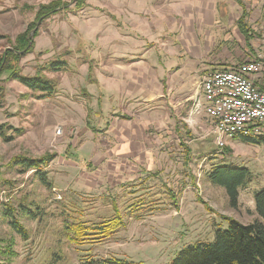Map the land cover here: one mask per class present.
I'll list each match as a JSON object with an SVG mask.
<instances>
[{
	"label": "rangeland",
	"instance_id": "rangeland-1",
	"mask_svg": "<svg viewBox=\"0 0 264 264\" xmlns=\"http://www.w3.org/2000/svg\"><path fill=\"white\" fill-rule=\"evenodd\" d=\"M56 1V6L70 3L69 10L46 9ZM72 2L0 0V63L19 35L29 38L23 55L15 53L18 60H10L11 70L0 75V264H81L88 259L172 264L188 247L213 243L228 221L257 220L254 197L264 190V145L236 137L225 138L220 148L209 120L197 112L205 106L202 77L244 61L245 54L238 57L243 44L232 60L224 57L226 49L219 50L223 37H195L208 41L202 46L204 62L194 69L173 65L164 78V85L185 80V90L165 85L161 99L143 106L123 94L107 99L106 82H114L116 90L121 81L107 66L121 67L122 59L106 58L102 29L97 33L102 44L91 42L99 21L93 20L91 8L77 11ZM85 2L102 8L98 14L105 23L106 1ZM263 6L264 0L221 4L233 12L225 22L238 33L239 16L244 12L242 24L251 31L253 11L261 17ZM113 31L122 35L123 29L118 25ZM171 41L162 51L146 41L145 63L156 71L170 68L164 54L170 48L177 50L176 57L187 58L181 43ZM243 48L248 51V42ZM206 52L213 55L208 61ZM58 61L66 62L65 70L48 71ZM12 71L52 82L54 94L44 99L14 81ZM127 103L135 106L128 111ZM20 160L43 164L28 169ZM224 166L250 174L235 208L224 189L207 179L214 167ZM6 212L25 237L11 228Z\"/></svg>",
	"mask_w": 264,
	"mask_h": 264
},
{
	"label": "crops",
	"instance_id": "crops-1",
	"mask_svg": "<svg viewBox=\"0 0 264 264\" xmlns=\"http://www.w3.org/2000/svg\"><path fill=\"white\" fill-rule=\"evenodd\" d=\"M105 1L107 8L106 11H104L105 23H103L104 19L98 14V11L100 12V9H102L100 6H92L91 4L88 7L86 4V7L89 9L91 8L90 15L93 17V20L99 21L97 30L94 33L95 35L90 39L91 42L102 44L97 34L101 32L102 29L105 34V48L107 49L106 58L112 59L111 57H113L116 59L118 57L122 59L121 67L107 66V71L112 74L118 73L121 76L120 83L115 85L116 90H113L114 82L113 84L110 81L111 84L108 81L106 82L105 95L107 99H117L123 94L128 100L138 99L141 101V106H143L161 99L165 92V85L176 92H179L178 90H185L187 88L185 80H181L179 86H176L174 83V85H168V83L164 85V78L167 77V73L173 68V65L179 67L182 64L184 67H192V69H194L204 62V59L202 60V46L204 44L207 46L208 41L205 43L200 41V37L203 35L204 38L210 40H216V37H223L222 45H220L222 47H220L219 50L226 49L227 52L220 51L219 53L225 52L224 57L227 59L231 58L232 60L237 59V57H231V55L237 53L235 52V48L237 47L238 49V47L241 46L240 44L244 46V44L247 43V39L241 33L239 26L238 33L234 31L235 28H231V22H225V17L231 18L233 12H227L225 8L221 7L224 0ZM258 15L260 14H258L257 10H255V12L253 11L252 17L249 20L253 22L252 24L250 22L251 31H256V26L259 27L261 17ZM242 16L246 18L244 12L239 17L241 18ZM240 18H238V20ZM255 23H257V25H255ZM118 25H121L123 29L122 35L113 31L114 26ZM226 27L231 29L230 32H235L234 35H227L225 31ZM245 30L248 31V44H250L252 37L250 34L251 31H249L248 28ZM173 34H178V37L172 39ZM195 37H199L200 40L197 41ZM159 38H161V41ZM171 40H174L179 47L181 43L182 51L185 50L188 53L187 58L182 56L176 57L178 55L176 52L177 50L172 52L173 49L170 48L171 52L164 53L165 56L171 60L170 68L158 69L156 71V66L152 67L145 63L144 59L147 58V56L145 52H143L142 46L147 43L146 41H148V43L158 44L157 49L162 51L164 45L172 43ZM182 42H185V44ZM230 43H237V46L230 49L227 47ZM243 46H241L243 50L238 49V57L245 54L247 56L246 59L251 58L253 55L251 47L248 48V51H244L245 48H243ZM165 49H167V46H165ZM208 52H210V50ZM208 52L205 54V56L207 55L205 57L206 61H208L207 58L211 59L213 56L212 54L208 56ZM159 59L160 61L162 60L161 58ZM174 76V74H171V78L174 79ZM133 90L134 92L131 93ZM127 105L129 107L128 111H130V107L135 106L130 103H127ZM204 117L206 118L205 115Z\"/></svg>",
	"mask_w": 264,
	"mask_h": 264
},
{
	"label": "trees",
	"instance_id": "trees-1",
	"mask_svg": "<svg viewBox=\"0 0 264 264\" xmlns=\"http://www.w3.org/2000/svg\"><path fill=\"white\" fill-rule=\"evenodd\" d=\"M55 3V4H53ZM53 5L46 6V9L60 8V12H66L70 3L61 2V6H56L58 1L53 2ZM73 7L80 11L86 7L85 0H73ZM51 11V10H50ZM49 11L48 14L51 12ZM41 16L40 19H42ZM243 16L238 20V26L241 33L249 41L247 30L244 29L242 24ZM27 33L21 34L16 38L15 49L7 52L5 63H0V75L8 72L10 69V60H18L19 56L15 53L21 52L27 47L29 38ZM37 33L34 34L36 38ZM248 36V37H247ZM32 46V44H31ZM30 46V47H31ZM16 56V57H15ZM22 57V56H21ZM16 58V59H13ZM66 68L65 61H58L51 63L48 66V71L58 73L64 71ZM12 79L23 85L25 88L35 92L41 93L45 99L50 97L55 92V86L52 82L45 80L41 77L25 78L17 75L14 71ZM0 88V98L1 95ZM246 143L263 144L264 137L251 139L243 138ZM19 164L28 169H37L43 164L42 161H25L20 160ZM250 178L248 170L243 168L231 167H214L208 174V180L211 184L217 185L224 189L231 207L235 208L238 205L239 191L245 186ZM255 212L258 217L253 223L242 224L238 221H228V228L225 230H218L215 234L213 243L210 244H197L188 247L181 251L178 257L172 264H264V190L255 194ZM7 219L9 220L11 228L22 237H25V232L16 222L14 216L10 212H6ZM81 264H134L117 259H88Z\"/></svg>",
	"mask_w": 264,
	"mask_h": 264
},
{
	"label": "built area",
	"instance_id": "built-area-1",
	"mask_svg": "<svg viewBox=\"0 0 264 264\" xmlns=\"http://www.w3.org/2000/svg\"><path fill=\"white\" fill-rule=\"evenodd\" d=\"M260 21L249 44L252 57L207 73L200 83L205 106L197 112L209 120L220 148L225 138L264 137V6Z\"/></svg>",
	"mask_w": 264,
	"mask_h": 264
},
{
	"label": "water",
	"instance_id": "water-1",
	"mask_svg": "<svg viewBox=\"0 0 264 264\" xmlns=\"http://www.w3.org/2000/svg\"><path fill=\"white\" fill-rule=\"evenodd\" d=\"M31 37H33V34L31 35Z\"/></svg>",
	"mask_w": 264,
	"mask_h": 264
}]
</instances>
